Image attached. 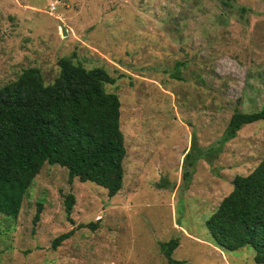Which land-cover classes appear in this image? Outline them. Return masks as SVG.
Segmentation results:
<instances>
[{"label": "rangeland", "instance_id": "obj_1", "mask_svg": "<svg viewBox=\"0 0 264 264\" xmlns=\"http://www.w3.org/2000/svg\"><path fill=\"white\" fill-rule=\"evenodd\" d=\"M60 57L115 78L122 184L107 196L44 163L16 218L0 214V264H165L169 239L182 264H257L248 245L217 246L204 220L264 156L262 120L219 143L234 110L264 105V0H0V86L31 66L50 83ZM191 141L214 151L185 182Z\"/></svg>", "mask_w": 264, "mask_h": 264}, {"label": "trees", "instance_id": "obj_2", "mask_svg": "<svg viewBox=\"0 0 264 264\" xmlns=\"http://www.w3.org/2000/svg\"><path fill=\"white\" fill-rule=\"evenodd\" d=\"M58 73L44 84L36 67H26L17 77L0 86V214L14 220L26 189L44 163L66 169L73 178L102 187L107 196L122 184L125 155L119 128V99L105 90L115 80L103 68H85L67 57L57 59ZM264 121V105L256 111L234 110L219 138L220 145L235 136L245 124ZM194 141L184 154L182 178L188 181L199 156ZM74 197L63 200L66 216ZM36 204L32 224L38 220ZM212 241L223 250L244 245L253 250V261L264 264V156L245 175H234L230 191L204 220ZM71 231L51 240L54 249ZM176 239L162 242L165 264H182L171 258Z\"/></svg>", "mask_w": 264, "mask_h": 264}, {"label": "water", "instance_id": "obj_3", "mask_svg": "<svg viewBox=\"0 0 264 264\" xmlns=\"http://www.w3.org/2000/svg\"><path fill=\"white\" fill-rule=\"evenodd\" d=\"M61 33L64 35L65 34V30L63 27H61Z\"/></svg>", "mask_w": 264, "mask_h": 264}, {"label": "built area", "instance_id": "obj_4", "mask_svg": "<svg viewBox=\"0 0 264 264\" xmlns=\"http://www.w3.org/2000/svg\"><path fill=\"white\" fill-rule=\"evenodd\" d=\"M50 8H51V9H53V8H54V6H53V5H50Z\"/></svg>", "mask_w": 264, "mask_h": 264}]
</instances>
